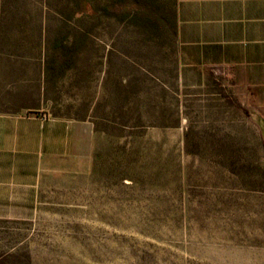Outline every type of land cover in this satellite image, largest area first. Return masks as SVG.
Instances as JSON below:
<instances>
[{
  "label": "rangeland",
  "instance_id": "rangeland-1",
  "mask_svg": "<svg viewBox=\"0 0 264 264\" xmlns=\"http://www.w3.org/2000/svg\"><path fill=\"white\" fill-rule=\"evenodd\" d=\"M180 1L0 0V116L77 138L61 187L0 211V264H264V109L181 87Z\"/></svg>",
  "mask_w": 264,
  "mask_h": 264
},
{
  "label": "crops",
  "instance_id": "crops-1",
  "mask_svg": "<svg viewBox=\"0 0 264 264\" xmlns=\"http://www.w3.org/2000/svg\"><path fill=\"white\" fill-rule=\"evenodd\" d=\"M176 22L182 88L227 76L264 109V0H181ZM76 148L70 121L0 116V211H31L43 190L61 187L45 178L70 177Z\"/></svg>",
  "mask_w": 264,
  "mask_h": 264
},
{
  "label": "water",
  "instance_id": "water-1",
  "mask_svg": "<svg viewBox=\"0 0 264 264\" xmlns=\"http://www.w3.org/2000/svg\"><path fill=\"white\" fill-rule=\"evenodd\" d=\"M250 112L252 114V116L254 117L256 123L258 124V126L260 127L262 134L264 136V120L261 119L254 110L250 109Z\"/></svg>",
  "mask_w": 264,
  "mask_h": 264
}]
</instances>
